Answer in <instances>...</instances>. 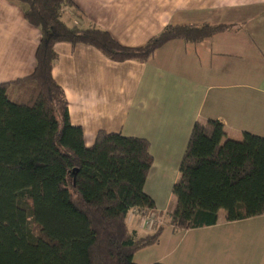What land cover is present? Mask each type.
I'll return each instance as SVG.
<instances>
[{
	"label": "trees",
	"instance_id": "obj_1",
	"mask_svg": "<svg viewBox=\"0 0 264 264\" xmlns=\"http://www.w3.org/2000/svg\"><path fill=\"white\" fill-rule=\"evenodd\" d=\"M14 1L41 39L34 71L0 82V264H137L134 254L157 244L166 225H213L220 209L228 221L264 214V136L225 138L224 124L210 118L193 125L175 209L139 236L130 211L156 207L144 188L154 163L150 141L100 130L87 146L52 74L61 41L93 45L117 61H147L170 40L198 42L229 24H169L131 47L99 27L68 23L63 10L72 0Z\"/></svg>",
	"mask_w": 264,
	"mask_h": 264
},
{
	"label": "crops",
	"instance_id": "obj_2",
	"mask_svg": "<svg viewBox=\"0 0 264 264\" xmlns=\"http://www.w3.org/2000/svg\"><path fill=\"white\" fill-rule=\"evenodd\" d=\"M72 1L63 10L68 23L99 27L131 47L169 24L230 25L198 42L170 40L147 61L113 60L90 44L54 46L52 74L87 146L100 130L150 141L154 163L144 188L155 201L148 214L157 222L148 227L133 209L128 216L131 230L144 235L165 224L176 207L173 187L196 121L219 119L225 138L242 139L245 131L264 136V0ZM40 39L21 4L0 0V82L34 71ZM133 260L264 264V214L228 221L219 213L216 224L191 229L166 225L159 242Z\"/></svg>",
	"mask_w": 264,
	"mask_h": 264
},
{
	"label": "rangeland",
	"instance_id": "obj_3",
	"mask_svg": "<svg viewBox=\"0 0 264 264\" xmlns=\"http://www.w3.org/2000/svg\"><path fill=\"white\" fill-rule=\"evenodd\" d=\"M173 209H175V205H174V207H173ZM172 209V210H173ZM219 213L220 214H224L225 215V213H226V211H225V209H220L219 210ZM154 217V216H153ZM161 217H159V219H160ZM152 219V223L150 224V223H147L146 225L148 226V227H150V226H152L155 222H157L154 218H151ZM159 248V250L161 251V247H158ZM139 251H142V250H139ZM156 251H157V248H155L154 250H153V254H155L156 253ZM140 253H143V252H140ZM139 253V254H140ZM134 261V260H133ZM135 262V261H134ZM139 262H142V263H145V262H148V261H139ZM136 263V262H135ZM146 264V263H145Z\"/></svg>",
	"mask_w": 264,
	"mask_h": 264
},
{
	"label": "built area",
	"instance_id": "obj_4",
	"mask_svg": "<svg viewBox=\"0 0 264 264\" xmlns=\"http://www.w3.org/2000/svg\"><path fill=\"white\" fill-rule=\"evenodd\" d=\"M133 212L134 213H137L139 216H144V218H145V222H146V224L147 223H152V219L151 218H154L151 214H148L149 212H147V213H142L139 209H137V208H134L133 209Z\"/></svg>",
	"mask_w": 264,
	"mask_h": 264
}]
</instances>
